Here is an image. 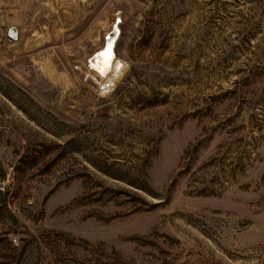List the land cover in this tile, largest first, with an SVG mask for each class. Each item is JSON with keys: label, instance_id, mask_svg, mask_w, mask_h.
<instances>
[{"label": "rangeland", "instance_id": "374dc122", "mask_svg": "<svg viewBox=\"0 0 264 264\" xmlns=\"http://www.w3.org/2000/svg\"><path fill=\"white\" fill-rule=\"evenodd\" d=\"M0 264H264V0H0Z\"/></svg>", "mask_w": 264, "mask_h": 264}, {"label": "bare ground", "instance_id": "6f19581e", "mask_svg": "<svg viewBox=\"0 0 264 264\" xmlns=\"http://www.w3.org/2000/svg\"><path fill=\"white\" fill-rule=\"evenodd\" d=\"M116 35V33L110 35L107 38L105 48L97 52L90 60V62L94 64L92 65L93 68L96 69L101 76L111 77L113 73L117 75L122 69V61L117 58L115 59L114 45L118 37H116Z\"/></svg>", "mask_w": 264, "mask_h": 264}, {"label": "water", "instance_id": "95a60500", "mask_svg": "<svg viewBox=\"0 0 264 264\" xmlns=\"http://www.w3.org/2000/svg\"><path fill=\"white\" fill-rule=\"evenodd\" d=\"M114 33L117 34L116 37H117L118 34H119V28H118V26H117V23H115V24L113 25L112 29L107 33V35L105 36V38L107 39L110 35H112V34H114ZM12 34L14 35V31H12ZM116 37H115V38H116Z\"/></svg>", "mask_w": 264, "mask_h": 264}]
</instances>
